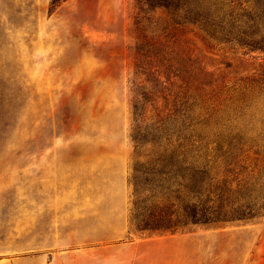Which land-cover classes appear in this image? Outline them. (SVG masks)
<instances>
[{
  "label": "rangeland",
  "instance_id": "1",
  "mask_svg": "<svg viewBox=\"0 0 264 264\" xmlns=\"http://www.w3.org/2000/svg\"><path fill=\"white\" fill-rule=\"evenodd\" d=\"M211 2L222 33L137 0H0V264H89L96 251L128 264H264V216L167 234L132 220L135 62H159L160 49L163 62L199 66L208 88L262 72L264 51L237 41L264 36L262 5ZM108 206L127 210L122 235L91 221ZM171 235L150 257L138 245Z\"/></svg>",
  "mask_w": 264,
  "mask_h": 264
},
{
  "label": "trees",
  "instance_id": "2",
  "mask_svg": "<svg viewBox=\"0 0 264 264\" xmlns=\"http://www.w3.org/2000/svg\"><path fill=\"white\" fill-rule=\"evenodd\" d=\"M164 7L213 33L225 27L211 0H137ZM264 9V0H257ZM237 41L264 51L254 32ZM153 50L159 47L153 46ZM143 43L137 55L144 56ZM135 62L132 139V220L147 233H177L264 216V65L230 86H202L193 62ZM161 58V59H160Z\"/></svg>",
  "mask_w": 264,
  "mask_h": 264
},
{
  "label": "crops",
  "instance_id": "3",
  "mask_svg": "<svg viewBox=\"0 0 264 264\" xmlns=\"http://www.w3.org/2000/svg\"><path fill=\"white\" fill-rule=\"evenodd\" d=\"M110 208H105V213L100 215V217L91 219V221H95L96 224L99 226H104L106 227V232L108 234H113L114 228L120 229L119 234H123L124 231L126 230L127 226V210H121L119 207H113V206H108ZM163 237H169L167 239H172L174 235L171 236H158L156 238H144L141 239L138 245H147V249L144 251L145 257H150L153 256L156 253V248L158 247V244L164 241ZM93 254H96L95 258H92L90 260L89 264H128L127 263V257L124 255H119V256H107L106 253L104 254L103 251H96ZM77 255V254H76ZM144 256V255H143ZM75 261L74 264H87V262L82 259L81 254L80 256L77 255L75 256ZM80 257V258H78Z\"/></svg>",
  "mask_w": 264,
  "mask_h": 264
}]
</instances>
